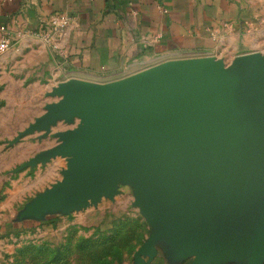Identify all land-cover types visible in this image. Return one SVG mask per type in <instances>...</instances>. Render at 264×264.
I'll use <instances>...</instances> for the list:
<instances>
[{
  "label": "water",
  "instance_id": "water-1",
  "mask_svg": "<svg viewBox=\"0 0 264 264\" xmlns=\"http://www.w3.org/2000/svg\"><path fill=\"white\" fill-rule=\"evenodd\" d=\"M52 93L58 101L15 140L79 122L23 164L67 159L20 220L79 209L126 182L153 225L136 262L165 237L191 264L225 250L251 252L252 264L264 256V58L171 60L108 82L69 78Z\"/></svg>",
  "mask_w": 264,
  "mask_h": 264
},
{
  "label": "crops",
  "instance_id": "crops-1",
  "mask_svg": "<svg viewBox=\"0 0 264 264\" xmlns=\"http://www.w3.org/2000/svg\"><path fill=\"white\" fill-rule=\"evenodd\" d=\"M55 12L72 18L56 60L38 36L25 33L43 28ZM0 27L11 41L0 58V141L7 142L24 129L14 137L1 125L30 124L34 103L39 107L42 94L66 75L101 83L171 60L211 57L230 65L242 56L264 58V0H0ZM155 248L150 261L141 255L136 263L195 258L171 237ZM252 255L225 250L206 264H252Z\"/></svg>",
  "mask_w": 264,
  "mask_h": 264
},
{
  "label": "rangeland",
  "instance_id": "rangeland-1",
  "mask_svg": "<svg viewBox=\"0 0 264 264\" xmlns=\"http://www.w3.org/2000/svg\"><path fill=\"white\" fill-rule=\"evenodd\" d=\"M56 85L46 98L42 94L39 107L32 106L31 123L45 113L46 105L58 101L52 93ZM35 96L32 93V100ZM78 122L59 121L45 137L34 131L11 142L0 141V264H137L135 253L153 225L137 204L132 184L120 183L112 197L102 195L79 209L38 219L18 217L39 193L62 179L67 159L54 156L33 166L23 164L55 146L59 139L54 133L73 129ZM30 124L1 128L15 137Z\"/></svg>",
  "mask_w": 264,
  "mask_h": 264
},
{
  "label": "built area",
  "instance_id": "built-area-1",
  "mask_svg": "<svg viewBox=\"0 0 264 264\" xmlns=\"http://www.w3.org/2000/svg\"><path fill=\"white\" fill-rule=\"evenodd\" d=\"M71 16L62 12L51 14L48 19L43 20L45 26L38 30H26V34L38 36L48 47V51L53 59H57L64 51L61 40L67 35L68 28L71 25ZM10 37L4 27H0V58L10 47ZM72 78L64 76L63 80Z\"/></svg>",
  "mask_w": 264,
  "mask_h": 264
}]
</instances>
